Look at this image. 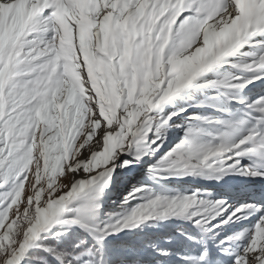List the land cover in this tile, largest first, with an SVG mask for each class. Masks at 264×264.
Segmentation results:
<instances>
[{
    "label": "snow or ice",
    "instance_id": "1",
    "mask_svg": "<svg viewBox=\"0 0 264 264\" xmlns=\"http://www.w3.org/2000/svg\"><path fill=\"white\" fill-rule=\"evenodd\" d=\"M0 264H264V0H0Z\"/></svg>",
    "mask_w": 264,
    "mask_h": 264
},
{
    "label": "rangeland",
    "instance_id": "2",
    "mask_svg": "<svg viewBox=\"0 0 264 264\" xmlns=\"http://www.w3.org/2000/svg\"><path fill=\"white\" fill-rule=\"evenodd\" d=\"M116 207H119V202L116 204Z\"/></svg>",
    "mask_w": 264,
    "mask_h": 264
}]
</instances>
